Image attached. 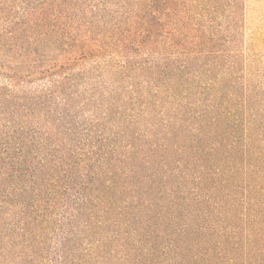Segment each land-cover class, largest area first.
Instances as JSON below:
<instances>
[{
	"label": "trees",
	"instance_id": "obj_1",
	"mask_svg": "<svg viewBox=\"0 0 264 264\" xmlns=\"http://www.w3.org/2000/svg\"><path fill=\"white\" fill-rule=\"evenodd\" d=\"M18 1L0 28L13 87L0 93V264H264V172L189 101L203 21L242 0H116L117 19L80 32L69 23L86 0H0V17ZM20 31L38 41L18 49ZM46 40L56 56L36 51ZM111 47L166 57L135 67L152 80L142 98L136 83L85 113L73 71ZM32 78L47 82L38 102L22 89Z\"/></svg>",
	"mask_w": 264,
	"mask_h": 264
},
{
	"label": "rangeland",
	"instance_id": "obj_2",
	"mask_svg": "<svg viewBox=\"0 0 264 264\" xmlns=\"http://www.w3.org/2000/svg\"><path fill=\"white\" fill-rule=\"evenodd\" d=\"M34 1L30 0L32 3ZM115 2L86 0L81 18L71 20L69 26L80 32L82 21L89 17H94L95 22L117 19L122 9ZM20 3L18 1L15 8L11 9L10 16L0 17L1 29H6L11 21L19 17L22 11L20 8L23 7V2ZM92 10L94 16H91ZM212 16L213 20L206 18L203 21V43H194L191 49V71L193 75L201 76L192 87L189 101L193 105L195 102L196 106H204L208 117L220 116V134L225 141L243 154L245 164L253 157L254 169H262L264 172V0H242L233 15L221 11ZM19 34L18 49L38 41L35 34L23 31ZM46 41L36 51L43 58L56 56L57 49L53 48L52 42ZM160 52L150 54L140 51L122 56L111 47L100 57L81 60V65L73 71V90L80 94V103L86 105L82 108L83 112L90 113L89 110L98 104L99 95L110 103H114L111 97L119 100L137 94L138 98H142V91L151 87L152 80L142 82L134 74V69L158 66L166 57L165 51ZM6 73L0 70V93L1 89H13ZM46 83V79L32 78L31 82L23 84L22 89L29 98L38 102L39 95L46 91ZM136 83L140 84L141 89L134 94L132 90ZM64 101L65 95L56 92L53 103L64 105Z\"/></svg>",
	"mask_w": 264,
	"mask_h": 264
}]
</instances>
